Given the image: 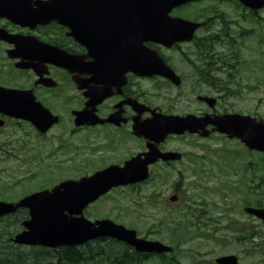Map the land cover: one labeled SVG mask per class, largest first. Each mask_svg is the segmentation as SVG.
<instances>
[{
    "label": "flooded vegetation",
    "instance_id": "1",
    "mask_svg": "<svg viewBox=\"0 0 264 264\" xmlns=\"http://www.w3.org/2000/svg\"><path fill=\"white\" fill-rule=\"evenodd\" d=\"M39 1L51 4L53 12H75L76 15L40 22L32 15ZM115 3L121 5L122 1L0 0V87L29 93L27 101L33 108L35 105L34 110L40 119L48 123L43 130L31 119L0 111L1 154L12 156L16 151L11 149L19 147L22 142L86 138L117 145L116 151L123 158L107 167H121L149 150L151 142L143 135V125L148 120L188 116L202 119L228 113L220 112L221 98H216L214 108L199 100L214 91L231 93L235 79L230 74L236 66L231 63L233 60L211 55L208 38L198 35L207 25L205 22L191 42L171 47L145 42L144 46L155 51L172 71H169L170 77L148 73L145 58L137 57L140 61L133 64L131 56L127 55L130 16H126ZM17 12L23 13L24 17L14 19ZM184 45L192 46L186 51L188 54L182 56L184 62L192 66L190 77L182 74L179 61L174 59V52L186 53L182 50ZM174 74L178 82L174 81ZM185 86L187 88L183 90ZM183 93H199L198 102L179 103L178 96ZM206 129L212 130V126ZM203 131L199 130L200 133ZM200 133L172 134L156 144L161 153L180 154L169 160L158 159L149 167L150 179L154 174L159 175V181L152 184L153 189L172 191L176 200L169 206L173 209L189 186L185 175L201 173L199 162L205 157L181 150L176 143L189 138L205 140ZM57 152L59 148L51 153ZM0 160L3 161L1 156ZM8 173V169L0 170V192L5 180L19 174L17 171L7 177ZM165 175H177L178 179L168 181L163 178ZM150 179L131 187L139 188ZM22 198L12 200L0 195V202L16 204ZM1 218H11L22 224L29 220L30 214L28 209L20 208Z\"/></svg>",
    "mask_w": 264,
    "mask_h": 264
},
{
    "label": "rangeland",
    "instance_id": "2",
    "mask_svg": "<svg viewBox=\"0 0 264 264\" xmlns=\"http://www.w3.org/2000/svg\"><path fill=\"white\" fill-rule=\"evenodd\" d=\"M174 16L205 22L207 25L198 35L207 38L218 34L221 41L216 46V53L232 59L231 63L236 65L230 72L235 78L231 93L214 91L208 94L221 98L220 112H235L264 120V9L252 14L238 1L201 0L175 10ZM190 48L192 46L184 45L182 50L186 52ZM185 54L188 52L179 54L176 51L174 59L179 61L182 74L190 77L193 70L184 62L182 56ZM183 94L178 96L179 103L198 102L199 93ZM176 145L181 150L205 157L199 162L201 173L185 175L189 186L181 193L174 209L169 206L172 191L153 189L152 184L159 181V175L154 174L139 188L129 186L112 190L89 206L85 216L92 221L110 219L136 230L142 238L174 248L173 255L154 257L146 264H169L173 259L175 264H216L217 258L228 255L237 256L240 264H264V224L244 211L245 207L260 200L264 202L261 181L264 154L250 152L240 141L221 134H213L205 140H179ZM116 147L74 137L61 142H22L11 149L16 151L12 156L0 153L3 159L0 170L8 169L13 175L19 172L5 180L0 195L17 200L64 179L91 175L122 160L123 155ZM58 148L59 152L51 153ZM77 149L80 150L77 152ZM10 173L6 176L11 177ZM163 178L176 181L178 176L165 175ZM189 207L193 217L188 215ZM185 213L188 218L179 219ZM174 217L178 220L173 221ZM3 221L1 224L7 227L6 235L21 230L20 222L11 218ZM25 250L16 249L18 252Z\"/></svg>",
    "mask_w": 264,
    "mask_h": 264
},
{
    "label": "water",
    "instance_id": "3",
    "mask_svg": "<svg viewBox=\"0 0 264 264\" xmlns=\"http://www.w3.org/2000/svg\"><path fill=\"white\" fill-rule=\"evenodd\" d=\"M121 8L126 16H130V42L127 55L131 56V63L136 64L143 58L147 63L148 73L163 74L160 70L162 63L158 54L145 47V42H155L172 46L182 41L194 39L195 31L201 26L180 17H171L173 9L196 0H120ZM246 7L255 11L264 7V0H240ZM32 13L39 21L48 18L60 19L75 12H53V6L39 1ZM24 17L23 13L14 14V19ZM21 19V18H20ZM136 57V59H135ZM163 68V67H162ZM172 72V71H170ZM29 93H22L0 87V111L11 116L31 119L38 126L46 130L47 122L40 119L38 112L27 101ZM212 107L216 99L200 98ZM33 110H32V108ZM38 111V110H37ZM34 112V113H33ZM213 125V131L238 138L251 150L264 152V120L239 114H225L222 116H207L202 119L194 117H154L143 125V135L150 143L149 151L142 158L139 155L125 163L124 167L112 165L98 171L91 176L79 180H67L54 187L22 199L17 204L0 202V217L15 213L18 208H27L31 219L24 222L25 230L13 238L14 243L20 245L45 246L49 248L79 246L99 238H112L133 246L138 252L164 253L171 251L170 247L160 242L138 239L134 230L118 225L111 220L103 219L90 221L84 216V210L101 196L119 186H127L143 182L150 176L149 166L158 159H170L173 154H162L156 144L164 141L169 134L192 133ZM210 131L202 133L208 137ZM171 200H176L172 197ZM245 211L264 222V208L247 207ZM217 264H239L235 255L223 256L216 259Z\"/></svg>",
    "mask_w": 264,
    "mask_h": 264
},
{
    "label": "trees",
    "instance_id": "4",
    "mask_svg": "<svg viewBox=\"0 0 264 264\" xmlns=\"http://www.w3.org/2000/svg\"><path fill=\"white\" fill-rule=\"evenodd\" d=\"M210 38L209 53L213 55V47L220 43V39L218 34ZM261 171L264 184V160ZM257 206L264 207V202L260 200ZM1 222L4 221H0V264H142V256L114 240L92 242L82 247H62L57 250L32 248L18 252L17 247L10 243V238L5 236L7 227Z\"/></svg>",
    "mask_w": 264,
    "mask_h": 264
}]
</instances>
